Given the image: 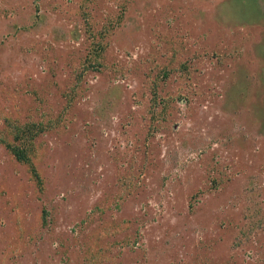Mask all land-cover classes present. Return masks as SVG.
I'll return each instance as SVG.
<instances>
[{"label":"rangeland","instance_id":"rangeland-1","mask_svg":"<svg viewBox=\"0 0 264 264\" xmlns=\"http://www.w3.org/2000/svg\"><path fill=\"white\" fill-rule=\"evenodd\" d=\"M0 264H264V0H0Z\"/></svg>","mask_w":264,"mask_h":264},{"label":"trees","instance_id":"trees-1","mask_svg":"<svg viewBox=\"0 0 264 264\" xmlns=\"http://www.w3.org/2000/svg\"><path fill=\"white\" fill-rule=\"evenodd\" d=\"M17 156H19V155H17Z\"/></svg>","mask_w":264,"mask_h":264}]
</instances>
